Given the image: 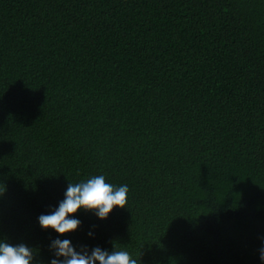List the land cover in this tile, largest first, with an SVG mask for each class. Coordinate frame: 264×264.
Segmentation results:
<instances>
[{
    "label": "trees",
    "instance_id": "obj_1",
    "mask_svg": "<svg viewBox=\"0 0 264 264\" xmlns=\"http://www.w3.org/2000/svg\"><path fill=\"white\" fill-rule=\"evenodd\" d=\"M127 185L41 230L68 183ZM5 189V191H4ZM0 240L138 264H264V0H0Z\"/></svg>",
    "mask_w": 264,
    "mask_h": 264
},
{
    "label": "clouds",
    "instance_id": "obj_2",
    "mask_svg": "<svg viewBox=\"0 0 264 264\" xmlns=\"http://www.w3.org/2000/svg\"><path fill=\"white\" fill-rule=\"evenodd\" d=\"M127 194V185L114 187L103 175L68 183L64 199L51 214L40 215L38 224L41 230H52L58 237L64 236L79 227L80 221L72 218L78 211L94 212L99 220H105L113 209L125 208ZM33 250L24 244L13 246L0 240V264H33ZM50 250L55 257L50 264H138V260L126 250L113 248L108 252L96 247L89 254L83 248L77 251L68 239L54 240ZM259 259L264 262V246L259 250Z\"/></svg>",
    "mask_w": 264,
    "mask_h": 264
}]
</instances>
